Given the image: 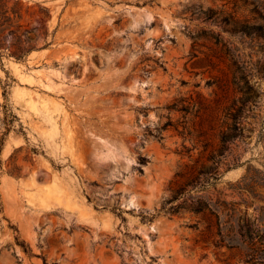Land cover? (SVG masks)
Segmentation results:
<instances>
[{
    "label": "rangeland",
    "instance_id": "374dc122",
    "mask_svg": "<svg viewBox=\"0 0 264 264\" xmlns=\"http://www.w3.org/2000/svg\"><path fill=\"white\" fill-rule=\"evenodd\" d=\"M42 1L51 44L0 63V264H264V0ZM245 94L193 192L228 209L171 213Z\"/></svg>",
    "mask_w": 264,
    "mask_h": 264
},
{
    "label": "trees",
    "instance_id": "16d2710c",
    "mask_svg": "<svg viewBox=\"0 0 264 264\" xmlns=\"http://www.w3.org/2000/svg\"><path fill=\"white\" fill-rule=\"evenodd\" d=\"M52 17L51 8L42 0H0V63L4 58H13L16 61H25L31 52L48 47L54 36L57 27L50 29L49 21ZM246 93V90H240ZM250 96L240 95L234 103L231 117L233 122L227 124V128L222 131L219 148L210 153L211 163H203L197 172L190 178L182 182L167 201H173L183 195H189V203L186 205H170L168 210L171 213H177L179 207H184L195 213L209 212L219 218L220 213L228 209L226 200L203 197L201 194L193 192L205 189L208 185L218 180L222 172L218 171V165L221 163L220 155L228 148L230 140L235 137L239 125L235 122L240 110L249 100ZM142 161L145 157L141 158ZM233 164L232 166H235ZM231 166H226L225 170ZM247 172L242 176L241 181L247 177ZM211 180V181H210ZM210 181V182H209ZM238 181L231 187L237 191L247 189L245 185ZM233 216L234 207L229 208ZM243 215V214H242ZM239 215L236 225L230 224V227L236 226L240 236V242L243 244H255L253 222L251 223L245 215ZM227 221V220H226ZM220 233V229L218 231ZM222 236V235H221ZM260 240L264 236L260 235ZM229 242L235 241V236L228 238Z\"/></svg>",
    "mask_w": 264,
    "mask_h": 264
},
{
    "label": "bare ground",
    "instance_id": "6f19581e",
    "mask_svg": "<svg viewBox=\"0 0 264 264\" xmlns=\"http://www.w3.org/2000/svg\"><path fill=\"white\" fill-rule=\"evenodd\" d=\"M33 53H34V52H33ZM33 53H32V54H33ZM131 198H132V197H131Z\"/></svg>",
    "mask_w": 264,
    "mask_h": 264
}]
</instances>
